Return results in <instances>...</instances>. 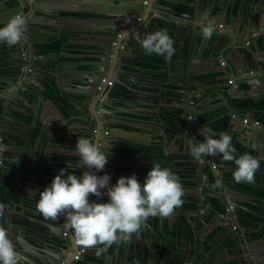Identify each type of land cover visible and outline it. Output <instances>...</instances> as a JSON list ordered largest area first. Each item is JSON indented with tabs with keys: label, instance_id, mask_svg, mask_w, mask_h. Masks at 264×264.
<instances>
[{
	"label": "water",
	"instance_id": "1",
	"mask_svg": "<svg viewBox=\"0 0 264 264\" xmlns=\"http://www.w3.org/2000/svg\"><path fill=\"white\" fill-rule=\"evenodd\" d=\"M42 1L43 0H2V3L6 6L5 8L9 9L8 11L10 16L19 13L25 14L29 18L27 27H30L31 30L35 28V31L28 32V28H26L25 36L23 42L21 43L24 44V47L21 44H18L15 46V50L17 51L18 55L15 56L12 53L10 54L12 59L9 63L14 66L9 70H0V73H3L7 70V76L0 77V90H4V92H0V139L2 140V143H0V181L2 180V171L5 170L6 165L12 166L17 162L30 163L28 156L23 155L22 153H25L28 147H34L35 142H38V147H41L43 144V138L49 137L50 140L48 141V144L50 147L55 148L56 143H53L51 138L52 136H55V134L59 133L60 130L52 126L50 122L61 126V124L63 125V123L74 118L75 121L72 123L71 132L66 129L62 132L64 135H70L71 133L72 135H77L78 139L81 137V135L85 137L87 134L88 137L94 142H99L102 144V140L108 141L109 136L107 135L116 130L110 126L108 123V118L111 117L119 119L121 118L120 113L122 114L124 112L131 111L128 109V106H130L129 103L133 104L132 109H135V111H139L137 109L140 108L146 110L152 107H157L158 104L156 103V98L157 100L160 99V94L155 92V95H153L151 92L147 91V88L151 87L148 85L149 80L145 81V79L140 78L141 81L139 82L138 77L135 79L133 76H131V74L133 75L134 72H137V74L140 76H143V74L150 75V73L146 71L143 72L139 67L131 68L127 66V63L133 62L134 56H139L138 50L142 48L139 40L143 39L147 34L157 30H166L168 34H170V37H172L174 41L176 52L178 54L180 53V57H176L175 59V61H177L176 68L178 72L179 66L183 71L185 69V64L187 65L186 61L193 59L195 53L196 55L202 57L204 55L203 50H207L206 58L209 60L208 62H213L218 54L217 47H220L222 43L227 45L230 43L232 38L233 43H231L230 46H234L237 43L243 44L252 33L259 31L257 28L258 25L256 26V21L260 22L262 18L264 20L262 9L259 13L257 11L258 0H252L253 6L249 7L247 15H245L244 8H242L240 12L237 13L233 11L232 5L235 0H225L226 4L224 6H220V0H192V2L183 0L182 5L176 6L174 4L165 5L162 3L163 0H139L134 4H131L129 9H127L125 12L109 13L108 16L110 18H108L107 15L101 19H79L74 17H65L64 20H87L89 22H94L97 26H107L106 29H101L100 32L106 33V37L102 39H98V37L95 38V40H97L95 43L97 44H92V42H82L85 45L92 44L99 47L95 51L90 50L92 51L91 56L98 59L94 65L101 67L94 71L98 75L94 77L96 81L94 86H97L95 94L84 91L81 93L73 91L72 95L68 96L64 94L67 90L64 89L61 83L58 82V75L61 74L58 66L71 63L72 61L70 59H62L54 53L42 55L36 49L35 43L38 42L39 39H37L35 36H48L46 30L51 29L47 23L45 24V21L52 16L60 17V7H57L56 5H44L42 4ZM57 1L58 5L63 3L61 0ZM144 1H146L147 6H150V9L147 12L143 8L141 10L138 8H132L143 3ZM25 8H30L29 13L24 12ZM198 11L202 12L201 15H197ZM142 12L145 14L144 16L141 15ZM222 13L224 18L223 22L220 23L217 17L222 15ZM205 18L210 19L217 26V31L210 38H206L199 28L200 22ZM194 19L197 22H193ZM240 19L242 23L239 25L238 22ZM198 21L200 22L198 23ZM249 32H251V34ZM29 33H33L35 35L28 37L27 35ZM54 34H56L55 31ZM244 34H248L246 39L243 38ZM199 35L202 36V41H198ZM259 36H264V31H259L258 36L254 37L255 39L253 42L247 43L245 47H242L243 54L241 55V59H243V66L244 63L247 65L248 71L254 69L255 66H260L262 68L264 67V48H261L258 38ZM68 37L71 38V36ZM184 44L186 45L184 48H182ZM246 52L254 53L255 58H253L252 55L249 58ZM222 57L224 60H226V57ZM240 69H242V67ZM141 72H143L142 75ZM213 72H217L218 75L211 79L199 80L197 75L189 78L192 80L193 84L197 86L196 90L193 89L194 94H196V91L201 86H204L206 90H208L210 86H213L217 89L226 87V81L228 80L230 74L232 73L233 77H235L233 68L230 69L227 66ZM44 78L50 79L49 82H51L53 85V95L54 98L58 99L57 101H54L52 97L45 93L48 88L44 84ZM102 78H106V81L103 83H101ZM235 79L236 81H239L237 77ZM110 80H114V84L111 87L107 85V82ZM19 81H21L19 84L21 85V88H19L17 85V82ZM13 86H16V88L12 90V92L9 91V89ZM183 86H185V83H183ZM184 91L185 92L180 91V93L187 94L190 92V90ZM232 94L234 95V98L238 99H244L248 97L253 98L250 93L241 92L240 89L232 90ZM148 97L153 98L150 100V102H152L151 104H149L147 101ZM167 99L168 95L164 97V102H166ZM174 100L179 103L182 102V98L179 97L174 98ZM125 102L126 104L123 105L122 103ZM38 104H40V107H38ZM162 106H160V108ZM224 106L225 109L229 111L228 129L231 130L237 121L240 124V122L244 120L234 115V112H232L229 107L226 105ZM187 107H189L188 104L185 109L180 110L181 114L175 117V124H169V120L152 119V121L155 122V126L164 133H168L170 130H175L176 132L182 127L188 128V126L182 123L183 117L186 115V113H188ZM17 108H22V111L20 112L24 114V118L16 119L14 112L15 110H18ZM207 108L208 109L204 111H195V109H189L191 114L192 111L196 112V123L200 130L205 127V125L202 123L201 115L212 111L211 108ZM29 110L31 113H29ZM39 110L42 111L40 114ZM176 110L177 109H173L172 111ZM241 110L244 112L247 111L246 108H242ZM56 114L59 115L61 122L54 119ZM27 116L32 117H30L31 120L28 123L25 120ZM253 116L254 114L251 112L250 119H254ZM85 119H87V123L81 122ZM193 122L194 121H192V125L195 124ZM192 125L190 128H192ZM77 126L82 128V130L79 132H73V130L78 129ZM21 127H24L26 132L23 131L21 133V136L17 139V141H15V145H9L8 142L14 141L12 139L14 137L13 134H15L14 131L17 130L20 133V130H22ZM244 127L250 129L249 124H245ZM259 128L263 129V124H261ZM103 130L107 131L108 134L102 135ZM34 135L35 137H33ZM203 139L204 137L199 134H197V136H193V139L190 138V144H187L188 149L193 142L199 143L202 142ZM75 145L74 147L69 146L72 148L71 150L74 151V155L76 156L75 159L70 161V166L73 165V162H77L79 164L77 167L80 170V175H82L85 171L92 172L93 169H89L79 162L80 157L75 152ZM116 146L120 153H117L114 156V167L105 165L103 170L95 172V174L98 176L104 175L106 173L110 177L109 186L114 185L119 177H128L132 174H135L136 177L144 180L148 170H150L152 164L155 163H160L162 167H168L169 162H166L161 158L159 148L151 147L148 148L150 152L149 155L141 157L137 156V158L133 157V163H136L138 167L137 170L132 172L120 171L117 169V165L120 163V158L124 157L126 159L125 161H127L128 157L131 158L132 155H124L121 153L123 152L121 151L122 146ZM38 153L40 155L39 158H41L42 152ZM189 157L191 160H195L192 155ZM203 159V162H199L198 160V162L194 161L192 163L194 173L190 175L191 177H194L193 182L195 187H199L196 189L197 195L194 197V201L196 202L194 205L197 208H181L178 209L175 214L166 218L169 220V223H171V230L173 232H175V230L179 231L180 226L178 227V230L175 227L177 224H180L181 218L186 220V225L184 228H189L191 230L190 233L192 236L186 239H184V235L177 233L176 243H190L192 241H196L197 243L192 247V249L195 248V250H197L195 253L196 255L193 257V261L197 262L198 257L202 256L203 258L197 263L204 264V262L206 260L208 261V259H210L209 257L211 256L206 251L208 249L202 250L203 241H206L208 244H211L212 241L208 236H204L203 232L213 220L217 222L224 220L229 225L226 228L224 223H220V234L217 235L218 238L215 242L220 244L223 240L229 238V240L232 241V245L236 248H239L241 253L240 256H236V259H244L242 264H256L255 259L260 257L252 254V249H250L247 251L249 255L252 256V260H248V256L245 254L246 249L241 248L238 235L233 229L236 227L235 225L241 227L237 218V207L244 201V199H250V197L242 192H239L234 187V181L227 178L226 174L232 170L230 165H222L218 167L216 178L217 180H221L223 183L224 187L222 189H214L207 183V188H209L208 190L212 191V193L201 190L200 188L203 187L201 182L205 177L203 175V167L205 168L209 166L210 161L214 163L220 162L219 158L213 156L211 159H209L207 156L203 157ZM34 163L35 161H33V164ZM46 163L47 166H44V170H46L48 167L49 162L46 161ZM106 168H108V170H106ZM9 171L10 170H8V172ZM57 173V171H51L47 174L45 171L42 173L35 171L30 174L31 178H37V182L34 183L36 190L33 194L39 198V192L42 191L46 186L50 185L54 175ZM30 181V179L26 180L24 182L25 186L29 185ZM261 185L264 186L263 183H261ZM104 190L105 189H101L100 197L90 196V202H107L108 197L107 194H104ZM20 193L23 195L22 201L26 203L27 195H24L27 194L26 191L21 189ZM212 198L217 199L219 207L213 205L211 201ZM206 200L207 204L205 206ZM2 204L7 208H11L13 206V203L10 200ZM228 205H232L233 210L231 212H227L225 219L222 216V214H224L222 211H227ZM205 212L207 215H205ZM201 216L204 217L199 219ZM65 219V217L61 216L57 220H45L42 221V224H39L41 229L34 230L27 228L24 232L20 233L18 226L10 223L9 217L5 215L6 229L13 241L17 254L21 257L20 264H76L77 260H75V255H79L78 260H84L89 253H87L86 250H83V247H76L71 230L65 226ZM58 220L65 223V225H60ZM230 224H232V226ZM148 225L152 227L151 224ZM230 227L231 230H229ZM152 229L154 228L152 227ZM142 234L144 235V238L142 237ZM188 234L189 233H187L186 236ZM140 236V240L137 236H133L132 241H136L140 245L141 251L144 253L145 247H151V243L146 241L144 242V245L142 242V240L145 241L146 238V234L145 231L143 232V229L141 230ZM55 238L60 240V243H55ZM246 238L251 239V235L248 232H246ZM165 243L168 244V241ZM231 247V245L227 244L225 247L226 251ZM166 252L167 253L165 256H167V259L164 264H168L169 259L174 260L176 256L175 252H170L168 257L169 250H166ZM261 255V258L264 257V253ZM133 256H136V259H129V257L131 258ZM219 257L220 256L217 258ZM143 258L144 257H141L139 252L136 253L134 251L131 255L128 254L126 257H124V264H141ZM62 261L64 262L62 263ZM184 261L185 264H187L188 258H186ZM113 264H115V262ZM116 264H123L121 258L116 262ZM145 264L150 263L146 262ZM172 264L176 263L173 262ZM209 264L219 263H217L216 257H212L209 261ZM258 264H264V260L259 261Z\"/></svg>",
	"mask_w": 264,
	"mask_h": 264
},
{
	"label": "crops",
	"instance_id": "2",
	"mask_svg": "<svg viewBox=\"0 0 264 264\" xmlns=\"http://www.w3.org/2000/svg\"><path fill=\"white\" fill-rule=\"evenodd\" d=\"M63 3L58 5L57 0H43L42 4L44 5H56L57 7H60L59 11H75V12H86V13H98V14H105L109 15V13H117V12H125L127 9H129V6L131 4H134L135 2L139 0H61ZM189 2H192V0H188ZM183 0H163V4L165 5H182ZM236 3V2H235ZM226 4L225 0H220V6H224ZM235 5V4H233ZM232 5V6H233ZM3 3L2 0H0V12L1 8H3ZM253 6V1L252 0H239L238 5L236 6V13L240 12L242 8L245 9V15H247L249 11V7ZM132 8H138V9H145L147 12L150 9V6H147V3H141L135 7ZM30 8H26L25 12L29 13ZM262 9V14L264 16V0H258L257 3V11L258 13ZM201 11H198L197 15H201ZM152 14V13H150ZM141 15H145L143 12ZM205 15V14H204ZM60 16V15H59ZM153 16V15H152ZM241 16V15H239ZM107 18V17H106ZM108 18H110L108 16ZM219 22H223L224 15H219L217 17ZM65 17H49L45 21V24L47 23L51 31L53 33H48L47 29L46 33L48 34L46 40L50 39H55L60 37L63 33V35H68L71 36L67 37L65 39V44L62 46V50L60 53H54L55 55L59 56L62 59H67L71 60V63H67L65 65H57L59 67L60 75H58V82L61 83L64 89H66L65 95H72L73 91H77L81 93L82 91L84 92H90L92 94H95L96 90V85L94 86V83L96 82L94 77L98 76L94 71L98 68H101L99 66H95L94 63L98 61L97 58H94L91 56L92 51L90 50H97L99 48L97 45H92V44H97V40H95L96 37L98 39H102L106 37V33H100L101 29H106V25H99L97 26L94 22H89V21H81V20H64ZM195 21V19L193 20ZM200 21H198L199 23ZM34 23V22H33ZM239 25L242 23L241 19L239 20ZM256 26L258 25V29L260 31H264V20L263 18L261 19L260 22L256 21ZM243 25V24H242ZM1 26V24H0ZM28 28V32H34L35 28L31 30L30 27ZM54 31L56 34H54ZM244 31V30H243ZM252 32V31H251ZM251 32H249L251 34ZM245 33V31H244ZM248 33V34H249ZM50 34V35H49ZM248 34H244L243 38L246 39ZM249 34V35H250ZM35 34L29 33L27 36H33ZM170 36V34H169ZM251 40L248 43L253 42L255 39L253 37V34H251L248 38ZM247 39V40H248ZM198 41H202V36L199 35ZM44 41H38L35 44L42 43ZM82 42L86 43H91L90 45H85ZM233 43V39L231 38L230 43L227 45L225 43H222L220 47H217L218 54L216 58L214 59L213 62H208L206 55H207V50H203L204 55L200 57L199 55H196L193 59L190 61H186L187 65L185 64V69L182 71L181 67L179 66L178 72H177V61H175L176 57H180V53L178 54L175 51V54L171 57V59H165L162 57V61L160 62L161 65H158V67L150 69L152 65H155L156 63L153 61H150L149 57L152 55L147 54L143 48L138 50L139 56L133 57V59L137 60H142L147 63L146 66L144 67H139L137 64L132 63H127L128 67L134 68V67H139L143 72H149L150 75H145L140 76L137 74V72H134L133 78L137 79L140 82L141 79L143 78L148 81V85L153 87V88H147V91L151 92L153 95H155V92L160 94V99L157 100L156 98V103L158 104L157 107H152L150 109H137L139 111H135V109H132V103H129L130 106H128V109L131 111H127L124 113H120L121 118H108V123L112 128H115L116 130L112 131L109 133V140H102V145L103 148L101 149L102 151H106V155L108 156V162L107 166H112L114 167V156L117 153H120L119 149L117 148L116 145L122 146V142H134L138 143L141 145H145L148 148L151 147H158L161 158H163L164 161L169 162L168 167L171 168V170H180V169H185V168H193V162L196 161L198 162L197 159L191 160L190 159V148L191 146L187 147V144H190V138L193 139V136H197V134H200V128L198 127L196 120H194V116L196 115V112L192 111V114L189 112V109H195V111H204L209 108L211 109H217L218 107H224L226 105L227 107L230 108L232 112H235L236 115H238V118L240 119H247V121H242L240 124L238 121L234 124L231 130L227 129L224 132L228 133L233 140H237L242 143L243 146L251 147L256 153L255 155L259 158H261V166H263V172H264V128L260 129L259 126H254L252 125V120L250 119V113L253 112L254 114V109H247V111H242V108H235L233 106V99L234 95L232 94V90L235 89H240L241 92H248L250 93L253 98L250 99H259L263 96V89H264V67L260 66H255L254 69L247 70V65L244 63L243 66V59H241V55L243 54L242 47H245L247 44L246 41L243 44L237 43L236 45L230 46V44ZM259 43L261 44V48H264V42L262 38H259ZM22 46L24 44H21ZM186 44L182 46V48L185 47ZM24 47V46H23ZM230 47V48H229ZM179 49V48H177ZM181 50V49H180ZM13 54L17 56V51L15 48L12 50L2 46V43H0V70L2 69H12L14 65L10 64L9 62L11 61L10 54ZM247 56L250 58L251 55L253 58H255L254 53H249L246 52ZM155 54V53H153ZM226 57V60L223 59V57ZM10 57V58H9ZM223 60L224 66L229 67L230 69L233 68V72L235 74L234 78H238L239 81L236 82V87L232 88L231 86L227 85L226 87L223 88H215L213 86H210L208 90L205 89L204 86H201L197 91L196 94H194L193 89L196 90L197 86L193 84L192 80L189 79L190 77H193L194 75H201L206 72H213L215 70H218L222 68L220 66V61ZM5 64V67H1V64ZM149 66V67H148ZM242 67V69H240ZM253 68V67H252ZM6 70V71H7ZM213 70V71H212ZM0 73V77H6L7 72ZM250 71L253 73L250 74ZM130 72V71H129ZM141 72V75L142 73ZM30 74V73H29ZM233 79V74L231 73L229 76V79ZM48 78H44L43 81ZM50 81V79H48ZM251 80V81H249ZM137 81V82H138ZM252 82V83H251ZM21 81L17 82V85L19 88H21V85H19ZM183 83H185V86H183ZM16 86L11 87L9 91L12 92ZM184 90H190L189 93H180V91L185 92ZM192 91V92H191ZM0 92H4V90H0ZM168 95V99L166 102H164V97ZM78 95V94H74ZM82 97V96H80ZM182 98V102H177L174 100V98ZM163 98V99H162ZM249 98V97H248ZM152 97H148L147 101L149 104L150 100H152ZM245 99V98H244ZM129 102V101H128ZM123 105L126 104L122 103ZM187 104L189 105L188 108V113L183 117L182 123L186 127L180 128L178 131L175 132V130H170L168 133H164L162 130H160L158 127L155 126V122L152 121V119H157V120H169V123L175 124L176 119L175 117L181 114V109H185ZM156 105V104H155ZM163 106V112H175L174 116H171L169 118L161 115L159 113V108L160 106ZM38 107H40V104H38ZM18 109V108H17ZM173 109H177L176 111H172ZM239 109V110H237ZM226 110V109H225ZM22 108L15 110L14 113L18 114L19 116L22 117L24 114L22 112ZM230 111V112H231ZM42 111L39 110V114ZM29 113L31 111L29 110ZM164 114V113H163ZM226 114H229V111L226 110ZM183 115V113H182ZM31 117V116H30ZM254 117V116H253ZM32 118V117H31ZM171 118V119H170ZM255 118V117H254ZM56 121L61 122L60 117L58 114H56V117H54ZM75 121V119H70L67 122L61 124V126L50 122V124L56 128H58L60 131L59 133L55 134V136H52V141L53 143H56L55 148L50 147L48 144V141L50 140L49 137H44L43 138V144L42 146L38 147V142H35L34 147L26 150V152L22 153L23 155L28 156V160L30 163L27 162H17L15 165H13L9 172L6 171L7 177H9V181H18L20 182V190L23 189L26 191L27 194V201L24 203L23 200V195L20 193V200L19 201H13L10 199L3 200L0 199V226L6 227V222H5V215H7L10 219V223L13 225L18 226V230L20 233L24 232L25 229L30 228V229H41L39 224H42V221H53L51 219H46L44 218L40 213L37 212L35 208L36 201L38 197L34 195V191L36 190L34 183L37 182V178H31L30 174L33 172H40L42 173L45 171V173H49L51 171H57L60 169H66V172L72 173L77 175L78 177L80 175V170L78 169V163L73 162V165L70 166V161L72 159H75L76 156L74 155V151L71 150V147H74V145L77 142V135H64L62 132L65 131L66 129L71 132L72 129V123ZM195 123L194 125H192ZM81 122L87 123V119L82 120ZM28 123V122H27ZM245 124L250 125V129H247ZM263 124V123H262ZM192 125V128L190 126ZM264 126V124H263ZM78 129L73 130V132H79L82 130L79 126H77ZM228 127H229V122H228ZM22 130H20V133L16 130L14 131V141L8 142L9 145H15V141L21 136V133L26 130L24 127H21ZM12 134V133H11ZM85 134V132H84ZM106 134L105 130L102 131V135ZM36 135V134H35ZM35 135L33 137H35ZM32 137V139H33ZM81 137H84L81 135ZM85 137L89 138L88 135L86 134ZM161 140V141H160ZM192 145V144H191ZM68 149V150H66ZM124 155L129 154L132 155L131 158L128 157V160L125 161L126 159L124 157L120 158V163L117 165V169L120 171H127V172H132L134 170H137V165L136 163H133L134 158H137L136 155L133 153H128L124 150L122 146V150ZM38 152H42L41 158ZM34 153V154H31ZM123 155V156H124ZM209 159H211L212 156H208ZM216 157V156H213ZM203 157L199 160V162H203ZM33 161L35 163L33 164ZM46 161H48V167L46 170H44V166H47ZM140 161V160H138ZM222 162V161H221ZM221 162L218 164V166L221 164ZM210 163H214L211 162ZM69 164V165H68ZM211 164H209V167L211 168ZM217 166V168H218ZM214 170L215 174L217 172ZM6 170V169H5ZM108 170V168H106ZM73 171V172H72ZM31 180L29 185L24 184L26 180ZM138 180L142 181L137 177ZM189 180V177L185 178V180ZM217 179V178H216ZM191 180V179H190ZM217 181V180H216ZM143 183V182H141ZM188 184H182L185 195L184 197L187 198L186 200L190 202H194V197L197 195V191L195 187L194 182H187ZM202 188H200L203 191L210 192L207 188V182L205 177L202 179ZM222 189V188H218ZM250 197V196H249ZM242 198V197H241ZM12 201L13 206L11 208L4 207L2 203H6L7 201ZM252 198L246 199L245 201H251ZM207 201V200H206ZM262 205H264V201L261 202ZM177 212V211H176ZM182 219V218H181ZM185 222L186 220L183 219ZM58 223L62 226L65 225V223L61 222L58 220ZM148 224H151L152 227H150ZM232 226V224H230ZM180 225H176V229L178 230V227ZM236 227L233 228L238 235V239L240 241V246L241 248H245L246 252L245 254L248 256V260L251 261L252 256L249 255L248 251L252 249V254L255 256H259L260 258L255 259L256 264L259 263V261L264 260V257L261 258V254L264 252H258L254 251L256 250L255 248L258 247L259 245L264 243V237L259 240H251L246 238V230L242 227ZM183 230H179L173 232L171 230V223H169V220L166 218H161L159 216L157 217H150L146 221V225L143 228V232L145 231L146 238L145 241L142 240V242H148L151 243V247L147 246L145 247V252L143 253L140 249V245L136 241H131L128 244L120 243L113 245L112 247H109L107 251L103 253L101 256L102 262L100 264H113L121 258L122 263H125L124 257H126L128 254H132L134 251L143 256V260L141 261V264H145L146 262L150 264H164L167 256L166 255V250H169L168 252V257L171 253H176L175 259H169L168 264H172L173 262L176 264L184 263L185 264V259L188 258V263L191 264L193 261L194 254L197 252V250L192 249V247L197 243L196 241H192L190 243H185V242H177V233H180V235H184V239L191 237L192 234L190 233V229L184 228ZM231 230V227L229 228ZM229 232V231H228ZM227 232V233H228ZM189 233L187 236L186 234ZM220 234V233H219ZM140 236V235H139ZM138 237V239L141 237ZM217 236V234H216ZM142 237L144 238V235L142 234ZM228 237V236H227ZM55 243H60V240L54 239ZM140 240V239H139ZM229 240V239H228ZM168 241V244L165 243ZM227 240L222 241L220 244H218L215 241H212L211 244H208L206 241H203V248L202 250H206L208 254L211 257H216L217 263L219 264H242L244 262V259L239 258L236 259V256H240L241 253L239 251V248H236L232 245L231 243V248L226 251L225 246H226ZM76 244V243H75ZM178 246H177V245ZM143 245V244H142ZM145 245V243H144ZM77 247V244H76ZM111 249V250H110ZM88 252H93L95 254V249H85ZM248 250V251H247ZM76 254V252H75ZM184 254V255H182ZM220 256L219 258H217ZM246 256V257H247ZM129 259H136V256L129 257ZM202 259V256L200 260ZM199 261V260H198ZM194 262V261H193ZM134 263V262H132ZM209 264V263H208Z\"/></svg>",
	"mask_w": 264,
	"mask_h": 264
},
{
	"label": "clouds",
	"instance_id": "3",
	"mask_svg": "<svg viewBox=\"0 0 264 264\" xmlns=\"http://www.w3.org/2000/svg\"><path fill=\"white\" fill-rule=\"evenodd\" d=\"M233 4L235 5L232 9L236 6L237 0ZM28 22V16L23 13L10 16L7 22L0 26V43L8 46L20 44L24 39ZM199 28L206 38H210L217 31L216 24L207 18L200 22ZM258 32L252 33L253 37L258 36ZM262 37L264 36L258 38ZM250 41L248 39L246 43ZM139 43L147 54L155 53L165 59H171L176 51L174 41L166 30L151 32L140 39ZM233 79L236 81L234 77ZM112 81L114 84V80ZM200 134L204 137L203 141L193 142L190 148L195 159L219 155L223 161L235 165L232 179L236 184L255 183V174L261 167V158L248 152L236 156L237 149L232 144V137L226 132H221L218 138H214L216 133L213 129L203 127ZM102 148L101 143L94 142L91 138L80 137L77 139L75 152L80 157L79 162L82 165L101 171L108 162L106 151H102ZM219 163L214 164L218 166ZM212 165L213 163L211 169L214 172L216 169H213ZM222 165L221 163L219 166ZM109 180L110 177L106 173L98 176L93 170L85 171L78 177L66 173V169H60L50 185L39 192L35 208L46 219L57 220L61 216L65 217V226L71 230L77 246L95 249V255L100 257L109 247L120 243L128 244L133 236H139L150 217L168 218L184 203L185 192L180 177L170 168L162 167L160 163L152 164L143 183L135 174L119 177L112 186H109ZM212 187L223 188L224 185L218 179ZM101 189L107 190L108 201L90 202V196H101ZM20 260L21 257L17 254L6 227L0 226V264H20Z\"/></svg>",
	"mask_w": 264,
	"mask_h": 264
},
{
	"label": "trees",
	"instance_id": "4",
	"mask_svg": "<svg viewBox=\"0 0 264 264\" xmlns=\"http://www.w3.org/2000/svg\"><path fill=\"white\" fill-rule=\"evenodd\" d=\"M238 3H239V0H237L236 6L238 5ZM236 6L233 8L234 12H236ZM59 15L65 16V17H78V18H88V17L104 18L105 17V14L75 12V11H65V10L59 11ZM63 34L58 38L50 39L46 43L40 44L41 45V46H39L40 50L46 54H48L49 52H53V53L59 52L60 53V51L62 50V46L65 44V39L68 37V35L65 36ZM263 39H264V37H262V40ZM149 59H150V61H153L156 63L155 65L151 64V67L148 66L150 69L158 67L157 64L161 65V63H160L162 61L161 56H158L156 54H152L149 57ZM133 63L137 64L139 67H144L147 65V63L145 61H143V59L142 60L141 59L140 60L134 59ZM4 67L7 68L6 66H4ZM217 75H218L217 72H206L204 74L199 75L198 77L200 80H203L206 78H214ZM44 84L48 88L45 93L47 95H49L50 97H52L54 99V101H57L58 99L54 98V95H53L52 83L49 82L48 79H45ZM232 103H233V106L235 108H246V109L253 108L255 111L254 112L255 119L264 124V97H261L259 99H250V98L238 99V98H234ZM163 110L164 109L162 106L159 109L160 116L163 115V116L169 118L171 116H174V114H175V112H166L165 113V112H163ZM25 120L27 122H29L31 120V118L29 116H27ZM201 120H202V123L205 125V127L212 128L213 131L216 133V137H214V138H218L219 133L224 132L225 130L228 129L229 117L226 114V110L224 109V107L212 109V111L201 115ZM169 124H171V123H169ZM14 138H12V139L14 140ZM232 144L237 149V152L235 153L236 156H239L245 152H248V153L256 156L255 155L256 152L251 147L243 146L241 142H239L237 140H233V139H232ZM122 146L126 152L133 153L136 156H140V157L146 156V155H149V153H150L147 146L141 145L138 143L124 142L123 141ZM216 157L220 159V162L222 161L221 163L223 165H228V166L230 165L232 167V170L229 173H227L226 176L228 179L233 181L232 171H233L235 165L232 162L223 161L222 157L219 155H217ZM12 166L6 165L5 169L7 171L12 170V168H11ZM7 168H9V169H7ZM6 170L2 171L3 175L1 177L2 180L0 181V199H3V200L10 199L13 201H19L20 196H21L20 195V182L9 181V177H7ZM262 170H263V166H261L260 169L256 172V174H255L256 179H255V183H253V184H247V183L236 184L234 182V187L239 192H242V193H244V194H246L252 198L251 201H245L246 199H244V201L242 203H240L236 209L239 224L241 225L242 228H244L251 235V240H259V239H262L264 237V205L261 204V202L264 201V186L261 185V183L264 184V179H263L264 172ZM172 171L180 177L182 184H184V185L188 184L187 182H189V181L193 182L194 177L193 176L191 177L190 175H192L194 173V168H185V169H180V170H175V171L172 170ZM66 173H69V172H66ZM204 173L207 176V181H208L207 183L210 186H212L216 182V176H215L213 170L210 167H208L206 170H204ZM187 177H189V180L188 179L185 180V178H187ZM140 182H142V181H140ZM183 199H184V203L178 209H181V208L187 209V208L194 207V202H190V201L186 200L187 198H185V197H183ZM211 201H212V203L215 204L216 207H219L217 199L212 198ZM215 225H217L216 222L213 223V228ZM179 230L181 231L183 229L180 227ZM219 231H220V229L214 228L213 235L218 234ZM228 239H226L227 240L226 245L227 244L231 245L232 241H230ZM226 240H224V241H226ZM255 249H256V250H254L255 252L256 251L264 252V243L259 245ZM88 253L89 254H87V256L85 257L84 260H81V261L77 260L76 264H100L102 262L101 256L97 257L95 254H93V252H88ZM194 255H196V254H194ZM200 258H201V256L198 257L197 262L200 261ZM209 258L210 259H208V261L206 260L204 262V264L209 263V261L211 260L212 257H209ZM197 262L192 261L191 264H198Z\"/></svg>",
	"mask_w": 264,
	"mask_h": 264
},
{
	"label": "flooded vegetation",
	"instance_id": "5",
	"mask_svg": "<svg viewBox=\"0 0 264 264\" xmlns=\"http://www.w3.org/2000/svg\"><path fill=\"white\" fill-rule=\"evenodd\" d=\"M4 6H3V8H1V12H0V24H1V26H3V24L4 23H6L7 22V19L9 18V16H10V14H9V9H6L5 7V4H3ZM78 18V17H77ZM88 18H94V17H88ZM79 19H84V18H79ZM98 19H101V18H98ZM48 31V33H50V32H52L51 31V29H49V30H47ZM37 39H39L38 41H44V42H42V43H39V44H35L36 45V49L38 50V52L40 53V54H43L44 52H42L41 50H40V47L39 46H41L40 44H44V43H46L48 40H46L45 38H47V35H36L35 36ZM23 42V41H22ZM21 42V43H22ZM20 43V44H21ZM2 46H4V47H6V48H8L9 50L11 49H13V48H15V46L16 45H14V46H8V45H6V44H3L2 43ZM10 58V57H9ZM4 63L3 64H1V66L2 67H4ZM206 79H211V78H206ZM206 79H203V80H206ZM14 115L16 116V119H21V118H24V116L22 115V117L21 116H18V114H16V113H14ZM209 166H207V167H203V175L205 176V179H206V182H208L207 181V176H206V174L204 173V170H206L207 168H208ZM217 180V179H216ZM144 180H142V182H143ZM210 186V185H209ZM196 202L194 201V204H195ZM206 204H207V201L205 202V206H206ZM213 205L215 206V204L213 203ZM194 207H195V205H194ZM195 208H197V207H195ZM222 212H224V214H222V216L225 218V215H227V211L226 210H224V211H222ZM231 212V211H230ZM205 215H207L206 214V212H205ZM204 216H201L199 219H202ZM226 219V218H225ZM216 222V224L217 225H215L214 226V228H216V229H220V223L222 222V224L224 223L225 224V227L227 228L228 227V225L229 224H227L226 223V221H224V220H220V221H212L211 222V224L209 225V226H207L206 227V229L204 230V232H203V235L204 236H208L209 237V239L211 240V241H216V239L218 238V236H216V234H214L213 235V230H214V228H213V223H215ZM178 225V224H177ZM180 227L181 228H183V226H185L186 225V222L183 220V219H181V222H180ZM179 227V228H180ZM221 230V229H220ZM217 235H219V233L217 234Z\"/></svg>",
	"mask_w": 264,
	"mask_h": 264
},
{
	"label": "built area",
	"instance_id": "6",
	"mask_svg": "<svg viewBox=\"0 0 264 264\" xmlns=\"http://www.w3.org/2000/svg\"><path fill=\"white\" fill-rule=\"evenodd\" d=\"M224 61L223 60H221L220 61V66H224ZM253 72L251 71L250 72V74H252ZM102 82H105V78H102V80H101ZM107 84H108V86H113V81L111 80V81H108L107 82ZM227 84L228 85H232V86H234V87H236L237 85H236V81L234 80V79H228L227 80ZM194 119H196L195 117H194ZM244 121H246V119H244ZM261 123H260V121H258V120H256V119H254V120H252V125H254V126H259ZM105 133L107 134V131H105ZM0 143H2V140L0 139ZM1 148V147H0ZM212 168L213 169H216L217 168V164H214L213 163V165H212ZM93 172H96V170L95 169H93ZM106 189L104 190V194H106ZM230 209V210H229ZM233 210V206L232 205H228V207H227V212L228 211H232ZM64 235H65V233H64ZM79 258V255H75V260H77ZM64 261H62V263H63Z\"/></svg>",
	"mask_w": 264,
	"mask_h": 264
}]
</instances>
